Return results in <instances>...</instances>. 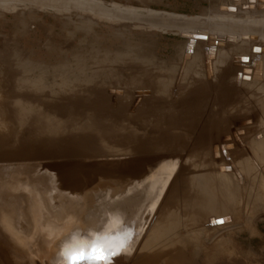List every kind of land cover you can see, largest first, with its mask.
<instances>
[{
    "label": "rangeland",
    "instance_id": "1",
    "mask_svg": "<svg viewBox=\"0 0 264 264\" xmlns=\"http://www.w3.org/2000/svg\"><path fill=\"white\" fill-rule=\"evenodd\" d=\"M101 1L209 18L225 13L228 2L234 4L232 0ZM258 44L264 42L230 46L231 55L223 57L215 50L211 64L224 72L214 69L207 75L205 44H194L187 55L189 41L172 32L109 22L76 10L0 6V264H58L70 238L83 235L116 254L110 264H264L263 208L255 217L257 237L223 227L192 234L186 242V234L167 231L176 223L173 213L164 214L166 221L159 225L175 199L177 176L201 138L167 130L168 112H155L163 103L175 104L177 110L191 100L199 103L201 90L193 84L198 79L210 90L206 110L192 130L229 127L230 132L224 133L233 141L229 155L239 143L238 134L259 130L262 135L264 59L244 61L241 51L247 49L253 57ZM194 61L198 68L192 74L187 68ZM245 63L250 69L242 72ZM242 75L256 86L247 88ZM219 85L228 97L221 96ZM139 88H151L153 97L137 105L132 102L139 98L135 95ZM121 91L126 95L123 100L118 98ZM144 106L158 115L139 112ZM104 124L132 133L123 138L112 132L107 137L101 131ZM191 124L187 114L182 125ZM261 138L255 154L264 161ZM141 141L149 152L136 153ZM127 150L132 154L126 155ZM136 155L153 165L143 179L130 176ZM229 155L216 156L215 162L227 161ZM119 168L124 172L119 174ZM222 170L227 178L225 172L233 167L223 164ZM152 171L157 175L151 176ZM121 175L129 180L116 177ZM141 183L150 185L139 190Z\"/></svg>",
    "mask_w": 264,
    "mask_h": 264
},
{
    "label": "crops",
    "instance_id": "2",
    "mask_svg": "<svg viewBox=\"0 0 264 264\" xmlns=\"http://www.w3.org/2000/svg\"><path fill=\"white\" fill-rule=\"evenodd\" d=\"M227 119H230V122L233 120L229 117ZM228 132L229 127L224 131L210 132L199 128L183 134L201 139L200 144L194 145L190 150L191 160L184 162L183 172L177 176L174 193L176 196L167 210L168 215L173 213L177 217L176 223H180H175L173 228L170 226L167 231L186 234V242L192 234L220 230L224 229L223 227L234 229L238 235L249 233L251 237H257V209L263 208L264 211V191L261 190L264 184V161L258 159L255 154V144L257 139L264 137V132L262 135L259 130L253 134L251 131H246L243 135L238 134L239 143L230 153L229 159L213 162L211 146L213 143H220L221 136ZM202 139L205 143H202ZM223 164L233 167V171L225 172L227 178L222 176ZM231 220L228 225L221 226ZM182 247L186 248L187 244L184 243Z\"/></svg>",
    "mask_w": 264,
    "mask_h": 264
},
{
    "label": "bare ground",
    "instance_id": "3",
    "mask_svg": "<svg viewBox=\"0 0 264 264\" xmlns=\"http://www.w3.org/2000/svg\"><path fill=\"white\" fill-rule=\"evenodd\" d=\"M34 2H40V3H44V2H47L48 0H33ZM62 1V0H61ZM255 1V0H254ZM98 2H104V1H101L99 0ZM232 2H234V4H230L228 2V4H226L225 6V10L226 12L225 13H222V12H218V16H215V18H209V17H203V19L205 20H214V21H217L218 25L214 26V27H211V28H208L209 31H210V34L211 35H216V36H223V37H227V36H233V37H236V40L234 41H231V40H225V43L224 45H219L218 42H215V41H212L209 42V38L208 39H194L193 37H187L185 39H187L189 41V51H187V55L191 54L192 52V47L194 44H198L199 46L200 45H203L205 44V52L207 54V56H204V63H205V71H206V74H212L213 70L214 69H219L217 66H213L211 64V61L213 60V54L215 53L214 51L215 50H219L220 52V55L222 56H230L231 54L228 52V48L230 46H235L239 43H245L247 44L248 46H250L249 44H252V43H257V42H264V0H256L255 3L253 2V0H245L244 2H241L240 3V6L238 7L236 3H239L240 0H232ZM114 6H120L119 4H115L113 3ZM244 5H246L247 7H244ZM0 6L1 7H9V6H26V7H32V8H38L37 5H33L29 2H27L26 0H0ZM233 7V8H232ZM235 7V8H234ZM43 7L39 6L38 9H43ZM70 8H62V9H55V12H70ZM256 14H259L260 18H253L252 16L255 17ZM98 16H101V15H98ZM96 16V14L93 15V17L95 18H99V19H102L100 17ZM257 17V16H256ZM108 20H111L110 18H106ZM216 23V24H217ZM219 25H222V27ZM151 29V28H150ZM189 34H196L198 32H195L193 30L189 31L188 32ZM209 34V35H210ZM209 37V36H208ZM214 42V43H213ZM242 45V44H240ZM239 45V46H240ZM238 46V45H237ZM243 46V45H242ZM241 46V47H242ZM245 46V45H244ZM241 48H238L236 49L237 51L239 50L240 51ZM236 50H234V52H237ZM242 51V57H243V60L244 61H249V58H251L252 60H260V59H264V44H258L257 46H255L254 48V51H255V54L253 55V57H250L249 53H247V49H243L241 50ZM258 51V52H256ZM233 53V52H232ZM234 54V53H233ZM235 55V54H234ZM196 56H199V59L202 58V55L199 54V51L198 53L196 54ZM220 56V57H221ZM222 56V57H223ZM195 64L193 63L192 65L190 64L187 68V70H190L191 73L193 74L195 72V70L198 68L197 67V63L196 61H194ZM233 67V66H232ZM244 67L243 68L244 70H242V72H245L246 70L248 71L250 69V65H247V63L244 64ZM259 67H261V64L258 65V70L260 69ZM226 68V67H225ZM229 68V67H228ZM238 69V68H237ZM241 69V68H240ZM226 70V69H225ZM228 70V69H227ZM240 71V70H239ZM219 73H222L224 72L223 70V67H221L218 71ZM230 72V71H229ZM239 73V72H237ZM238 76H240L239 74H237ZM228 76V75H227ZM236 76V74H235ZM226 77V76H225ZM234 77V76H233ZM116 80V79H115ZM240 80V79H239ZM230 81V80H229ZM238 81V79H237ZM242 81L245 83L244 85H246L247 88H254L256 85L254 83H252L250 80H248L247 76L246 75H242ZM240 83V82H239ZM193 84L194 85H198L197 88L198 90H201V93L202 94L201 96H199L200 98L198 99L199 100V103H195V102H191L189 103L188 106H180L181 107V110H177V105L175 104H167V103H163L161 104L160 102V107L159 109H157V111L155 109H151L150 110L148 109L149 107L147 106H144L141 108V111L139 109V112H147V113H150L152 114L153 116L156 115L154 113V110L155 112L157 113H160L159 115H161L162 113L164 114V112H168L167 113V119H165L166 121V124L168 126V129L167 130H171L173 128L174 132H176V135H177V131H180V134H186L187 132H189L190 130H192L193 127L196 126L197 122H198V116H200V114L202 113L203 110H206V106H207V99H208V94H207V91H209L210 89L207 87V85H201L202 83H200V80H193ZM113 87V86H112ZM115 88V87H113ZM218 92L221 94L222 97H228L227 96V92L225 91V88L223 85H219L218 87ZM150 90V91H149ZM137 94H135L136 92H133V94L135 95H138L139 98L137 97H134L133 99V104H137L139 102H143L145 101L146 99H151L153 97V94H152V90L151 88H139L136 90ZM132 94V93H131ZM193 94V98L194 96H196V92H192ZM102 95H104V93H102ZM126 95H125V92L121 91L120 94L118 95V98L123 100L125 99ZM240 95L239 96H236L235 98H231V99H239ZM111 99H108L107 101H109ZM150 102V100H148ZM152 101V100H151ZM249 101V100H248ZM153 103V102H152ZM188 103V102H186ZM155 103H153V106H154ZM238 104V103H237ZM140 105V104H139ZM157 106V105H156ZM158 107V106H157ZM109 112V111H108ZM178 112V113H177ZM176 113L179 114V118L176 119ZM109 114V113H107ZM190 115L191 116V121H192V127H187V126H184L182 125V121L186 118V115ZM158 115V114H157ZM156 115V116H157ZM172 115H174L175 117H172ZM181 115V116H180ZM244 116V115H243ZM247 119V118H246ZM161 120V119H160ZM207 129V128H206ZM122 130V129H121ZM120 129H116V130H113L111 128V126H107V125H103L102 126V132H104V134L108 137V135L112 132H113V135H123L124 137L123 138H126L127 136H129L132 131H121ZM81 133V132H80ZM110 134V135H111ZM230 136L231 137V134H224L221 136V142L220 143H216V144H212L211 146V159L213 160V162H215V157L216 156H224L226 155V158L228 157L229 155V148L233 147V141L232 142H229L227 140V138L225 137H228ZM73 137V136H72ZM56 138V137H55ZM122 140L120 141V143L122 144V146H125V143L124 141L125 140ZM232 138V137H231ZM82 139V138H81ZM234 139V138H233ZM83 140V139H82ZM68 141V139H67ZM86 141V140H85ZM89 141V140H88ZM101 142V140H100ZM103 142V141H102ZM119 141H117L118 143ZM86 143V142H85ZM97 143V142H96ZM116 143V145H117ZM70 144V143H69ZM91 144V143H90ZM142 141L140 142V145H139V148H138V152L136 151L137 154H141V153H146V152H149L145 149V147H143L142 145ZM220 145V146H216L215 145ZM142 145V146H141ZM59 147V146H58ZM118 147V146H116ZM229 147V148H228ZM235 149H236V146L234 145ZM71 148V147H70ZM73 150V149H71ZM97 150V148H96ZM74 152V151H73ZM111 152V151H110ZM114 153V152H113ZM130 153V151L128 152V150L126 151V155H128ZM135 153V152H134ZM132 154V153H130ZM150 154V153H149ZM145 155V154H144ZM147 156V155H146ZM117 157V156H115ZM136 158H134V162L135 164L132 166L133 169H129L130 172L132 173L130 176L132 178H141L143 179V173L146 172V170L148 171L149 169L153 168V165L150 164V162H148L147 160L145 159H141L143 158L144 156H140V155H136L135 156ZM150 157V156H149ZM220 158V157H219ZM145 160V161H144ZM152 160V159H151ZM156 159L154 158L152 160V163L155 162ZM189 161V160H188ZM120 164V163H119ZM169 165V163H167ZM123 165V164H122ZM130 167V165L128 166ZM117 169V167H115ZM122 168H119V174L123 173L124 171L121 170ZM125 169V168H124ZM121 170V171H120ZM128 170V169H127ZM156 170V169H155ZM112 171V170H111ZM113 172V171H112ZM116 172V171H115ZM151 172V171H150ZM153 172L151 173V176H153ZM158 173V172H157ZM114 174V173H113ZM156 174V173H155ZM62 175V174H61ZM157 175V174H156ZM127 175L125 176H116L117 178H120V179H124L125 182L129 180V178H124L126 177ZM81 177V176H80ZM90 178V177H88ZM114 179V178H113ZM182 179V178H181ZM188 180V179H187ZM186 180V181H187ZM87 182V181H86ZM195 182V181H194ZM190 183V182H189ZM87 184V183H86ZM85 184V185H86ZM89 184V182H88ZM113 184V183H111ZM83 185V184H82ZM139 190L141 188H143V186L147 185L149 186L150 184H147V183H141L139 184ZM191 185V184H190ZM81 186V185H80ZM153 186V185H152ZM82 187V186H81ZM193 187V186H192ZM128 188V187H127ZM72 189V188H71ZM151 189V188H150ZM73 190V189H72ZM86 190V188H85ZM84 190V191H85ZM112 190V189H111ZM152 190L154 191V187H152ZM175 190V189H174ZM193 190H194V187H193ZM80 191V190H79ZM114 192V191H113ZM125 192V191H124ZM128 192V191H127ZM76 193V192H75ZM82 193V192H81ZM120 193V192H119ZM193 193V192H192ZM77 194V193H76ZM159 194V193H158ZM73 195V194H72ZM71 195V196H72ZM86 195V194H85ZM115 195V193H114ZM192 195V194H191ZM141 196V195H140ZM189 196V195H188ZM74 197V196H73ZM154 208V205L151 206L150 210H152ZM169 208V207H168ZM166 211L168 212V210L166 209ZM164 212L163 215L165 214L167 216V212ZM9 213V212H8ZM7 213V214H8ZM165 215L163 216V219L160 220L159 222V225L162 226L163 225V222L166 221V217ZM5 216V215H4ZM7 216V215H6ZM171 219H168V222H170ZM162 221V223H161ZM168 226V224H167Z\"/></svg>",
    "mask_w": 264,
    "mask_h": 264
},
{
    "label": "water",
    "instance_id": "4",
    "mask_svg": "<svg viewBox=\"0 0 264 264\" xmlns=\"http://www.w3.org/2000/svg\"><path fill=\"white\" fill-rule=\"evenodd\" d=\"M27 2L43 7L45 10L70 8L71 11H81L89 13L92 16L96 14L101 20L115 22V23H128L134 25H144L153 30L162 31L165 33L172 32L180 37L187 38L193 37L194 39H208L209 42H218L219 45H224L225 40H236L233 36H216L211 35L208 28L218 25L217 21L205 20L202 16H188L185 14H178L168 11H159L154 9H141L136 7L127 6H114V4H107L105 2H98L99 0H48L44 3L34 2L33 0H26ZM106 18H110L108 20ZM217 23V24H216ZM222 25H219V27ZM198 32L196 34H189V31ZM210 34V35H209ZM209 36V37H208ZM214 43V42H213ZM219 222V221H218ZM69 242V243H68ZM66 243L67 251L61 257L60 264H72L71 257L75 253L88 252L90 253L93 247L100 246L102 243L96 238L81 236L80 239L70 238ZM79 242V245L76 243ZM69 246V247H68ZM75 247V251L71 247ZM104 248V246L102 247ZM81 260L79 264H82ZM58 263V264H59Z\"/></svg>",
    "mask_w": 264,
    "mask_h": 264
},
{
    "label": "snow or ice",
    "instance_id": "5",
    "mask_svg": "<svg viewBox=\"0 0 264 264\" xmlns=\"http://www.w3.org/2000/svg\"><path fill=\"white\" fill-rule=\"evenodd\" d=\"M114 255L116 254L110 251L105 252L103 248L98 245L93 247L90 253L81 252L73 254L71 260L72 264H79L81 260H91L96 262V264H100V262L103 261L104 264H110Z\"/></svg>",
    "mask_w": 264,
    "mask_h": 264
}]
</instances>
